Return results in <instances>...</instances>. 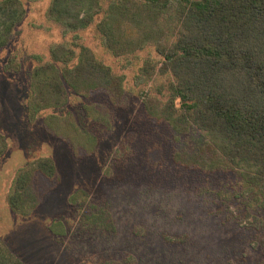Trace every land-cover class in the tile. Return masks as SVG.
Returning <instances> with one entry per match:
<instances>
[{"label": "rangeland", "instance_id": "obj_1", "mask_svg": "<svg viewBox=\"0 0 264 264\" xmlns=\"http://www.w3.org/2000/svg\"><path fill=\"white\" fill-rule=\"evenodd\" d=\"M21 1V20L0 48V240L8 250L23 264H264V209L241 194L234 172L187 163L201 131L178 133L144 109L140 92L164 101L170 79L140 74L146 59L159 58L143 37L150 27L124 19L142 48L115 57L96 28L104 11L69 32L48 15L51 0ZM110 2L101 0L104 10ZM59 44L86 45L124 74L121 100L102 90L80 95L64 82L60 106L32 112L33 70ZM40 157L53 160L58 177L37 172L26 198L34 210L14 213L16 175Z\"/></svg>", "mask_w": 264, "mask_h": 264}, {"label": "trees", "instance_id": "obj_2", "mask_svg": "<svg viewBox=\"0 0 264 264\" xmlns=\"http://www.w3.org/2000/svg\"><path fill=\"white\" fill-rule=\"evenodd\" d=\"M131 4L129 8L111 0L104 10L101 0H51L48 15L65 31L78 32L104 11L96 28L104 48L115 57L142 48L139 39L127 37L124 19L149 26L143 37L153 39L159 58L146 59L140 74H168L170 79L164 101L140 92L147 115L178 133L201 131L205 139L187 163L207 172H234L241 194L264 209V0ZM21 8V0H0V48L21 20ZM50 52L52 59L32 73V112L60 106L65 101L64 82L80 95L102 90L113 101L123 97L124 74L115 73L88 46L76 51L59 44ZM178 154L174 159L183 164ZM37 172L48 179L58 177L49 157L20 169L8 197L14 213L29 215L34 210L26 206V198ZM0 264H23L1 240Z\"/></svg>", "mask_w": 264, "mask_h": 264}]
</instances>
